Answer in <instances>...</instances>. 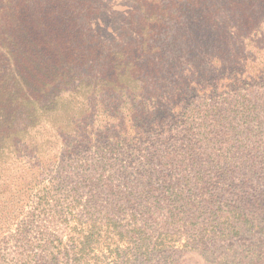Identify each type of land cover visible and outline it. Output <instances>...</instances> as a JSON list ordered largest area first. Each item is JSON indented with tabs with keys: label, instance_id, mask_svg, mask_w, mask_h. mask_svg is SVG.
Returning a JSON list of instances; mask_svg holds the SVG:
<instances>
[{
	"label": "trees",
	"instance_id": "trees-1",
	"mask_svg": "<svg viewBox=\"0 0 264 264\" xmlns=\"http://www.w3.org/2000/svg\"><path fill=\"white\" fill-rule=\"evenodd\" d=\"M115 5L116 2L111 4L109 0H0V129L6 130L7 141L14 142L19 134L29 132L40 123L55 124L57 133L56 123L59 121L68 126L88 123L92 113L87 103L78 108V122L72 118L78 111L73 108L75 98L87 99L88 95H94L96 91L102 94L107 88L112 91L109 93L112 99L118 97L120 106L113 116L106 112L110 108L105 102L96 109L101 124H97L99 133L95 136L101 135L115 142L119 140L118 146L121 142L125 146L137 145L143 142L144 133L152 134L158 127L174 129L176 125H169V122H174L180 114V103L195 95L201 97L202 104L191 112L181 113L188 112L186 114L191 117L184 127L187 130L185 137L189 139L183 148L184 157L193 160V165H198L203 156L212 162L215 158L223 159L225 148L234 137L232 118L224 115L229 100L233 97L241 108L240 120L244 122L249 121L254 110L258 112L256 116H264V106L258 108L264 105V93L261 96V91L247 89L246 92H250L247 99L239 92L244 80L240 75L252 77L255 81L264 78V47L259 51L260 59L241 58L238 48L235 49L239 47L241 28L230 23L235 18L218 26L214 10L197 15L195 21L202 22L198 25L201 28L186 26L174 30L171 33L175 35L177 31L174 40L170 39L171 30L165 22H160L159 28L152 27L131 13L120 18L123 23L115 29L114 36L109 37L111 31L103 22L109 11L119 10ZM123 13L120 11L119 14ZM163 13L161 21L169 15L164 10ZM182 14V20L186 21V13L183 11ZM126 36L131 39L122 43ZM197 36L199 40H194L193 37ZM110 65L118 77L114 81H107L106 70ZM103 82H106L104 86ZM254 85L261 88L264 83ZM229 92H234V96L225 97ZM18 107L27 113L23 130H15L12 124ZM6 120L8 123L4 125ZM91 127L86 129L87 133L95 131ZM1 143L4 145L6 141ZM197 149L203 150L201 154L198 155ZM142 156L150 167H166L176 154L148 151ZM220 163L217 159L218 170L224 165ZM144 171L141 180L149 177L142 183L159 181L158 170ZM222 171L220 169L219 174ZM197 179L203 184L208 182L200 178V174L195 181ZM189 183L190 180L185 181L186 185ZM248 185L233 190L234 199L213 208L212 218L203 223L184 218V203H179L180 193L174 186L166 188L162 200L158 189L153 193L152 201L145 193L140 213L149 215L154 207L166 217L136 221V225L140 224V232L133 237L137 248L148 254L154 250L164 251L169 243H179L182 235L190 240L191 249L206 240L210 246L208 251L212 248L230 250L234 243L245 237L264 238V176L254 186ZM30 194L24 193V197L29 195L28 202H31ZM168 195L171 202L165 199ZM41 196L37 216L53 215L52 212L61 215L54 207H60V203L50 205L48 198ZM12 198L9 203H13ZM13 210L15 213V207ZM6 230L8 225L0 223V236ZM90 237H75L69 239V248H60L58 244L49 250L48 245L53 240L59 243L61 239L44 236L40 239L39 251L27 255L25 263L59 264V259L66 256L72 264H80L92 243ZM261 256L257 258L261 259ZM221 258L222 261L216 264H243L241 260L235 261L225 255ZM253 264L264 263L255 259Z\"/></svg>",
	"mask_w": 264,
	"mask_h": 264
},
{
	"label": "rangeland",
	"instance_id": "rangeland-1",
	"mask_svg": "<svg viewBox=\"0 0 264 264\" xmlns=\"http://www.w3.org/2000/svg\"><path fill=\"white\" fill-rule=\"evenodd\" d=\"M109 1L111 4L117 3L115 6L119 10H115L119 13L124 11L120 15L113 10L114 12L109 11L106 15L103 23L111 31L109 37L114 36L115 29L123 23L120 18L128 13L134 17L139 16L144 24L152 27L159 28L160 22H165L171 34L180 27L201 28L198 25H202V22L195 21L197 15L214 10L218 26H222L227 19L235 18L230 23L241 28L239 47H235L236 50L238 48L240 57L247 60L261 57L259 51L264 47V0ZM163 10L169 15L164 16L161 21L160 18L165 14ZM183 11L186 13V21L182 20ZM176 34H171L170 39L174 40ZM129 38L131 39L126 36L122 43L129 42ZM193 38L199 40L198 36ZM111 59L114 60L113 57ZM113 68L110 65L106 70L107 81L118 79ZM240 77L244 80L239 92L245 94L247 99V93L250 94L246 92L247 89L259 90L263 96L264 86L259 88L254 84L264 83V78L255 81L246 75ZM111 92L105 88L102 94L96 91V94L88 95L87 99L75 98L73 108L78 111L72 118L77 123L78 108L87 103L92 113L87 119L88 123L68 126L66 122L59 121L56 123L58 133L55 124L40 123L29 132L19 134L14 142L7 141L6 130L0 129V147L3 148L0 149V223L8 225V230L0 236V264H26L27 255L39 251L42 242L40 239L44 236L61 239L59 243L53 240L48 245V249L52 250L58 244L60 248H69V239L82 235L91 236L92 242L90 248L86 249L82 264H216L217 261H222V255L235 261L241 260L243 264H253L255 259L264 263L262 236L240 239L230 250L212 248L208 251L210 246L206 240L201 241L197 248L191 249L190 240L187 241L182 235L179 243H169L164 251L154 250L150 254L138 249L137 242L133 239L140 232V224L136 225V221L151 218L162 220L166 217L165 213L160 215L154 207L150 209L149 215L140 213L145 193L152 201V195L158 189L162 200L166 188L174 186L180 193L179 203H184V218L203 223L212 218L213 208L234 199L233 190L237 191L241 185L254 186L264 176V116H256L258 112L254 110L249 121L240 120L241 108L232 97L226 105L224 115L232 118L234 137L225 148L224 158H215L212 162L209 157L203 156L197 162L198 165H193V160H187L189 157H184L183 154L184 145L189 141L185 137L187 130L184 127L191 121V117L186 114L188 112L181 113L191 112L201 105V97L194 95L183 104L180 103V114L174 122H169V125H176L174 129L164 130L158 127L152 134L144 133L140 144L136 142L137 145L125 146L121 142L118 146L116 143L119 140L115 142L101 135L95 136V133H99L97 124H101L96 109H100L105 102L106 107L110 108L106 112L110 115L113 116L119 110L120 100L118 97L112 99L109 95ZM234 94L229 92L225 97ZM14 114L12 124L15 130H23L27 113L18 107ZM7 123V120L4 121V125ZM89 125L96 132L87 133L86 129L91 127ZM2 141H6V144L1 145ZM148 151L160 154L172 151L176 157L166 167H150L142 156ZM202 151L197 149L198 155ZM217 159L221 161V165L224 164L220 168L223 169L222 174L216 168ZM146 169L160 172L156 173L160 175L157 183H142V180L148 181L149 175L141 180ZM199 174L200 178L208 180L206 184L198 179L195 181ZM188 180L190 183L186 185L185 181ZM171 181L173 184H170ZM4 189L7 192L3 193ZM25 191L31 193V202H28L29 195L24 197ZM41 195L48 198L50 205L60 203V207H54L60 210L61 215L52 212L53 215L37 216L39 213L36 210L40 206L38 199ZM12 196L13 203H9ZM168 198L169 195L165 199L171 202ZM14 207L15 213H12ZM215 242L218 243L217 240ZM258 255H262L261 259L257 258ZM59 264L72 262L65 256L59 259Z\"/></svg>",
	"mask_w": 264,
	"mask_h": 264
}]
</instances>
